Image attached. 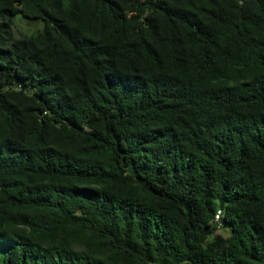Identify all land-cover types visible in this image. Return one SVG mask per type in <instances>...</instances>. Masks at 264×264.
<instances>
[{
	"label": "trees",
	"instance_id": "16d2710c",
	"mask_svg": "<svg viewBox=\"0 0 264 264\" xmlns=\"http://www.w3.org/2000/svg\"><path fill=\"white\" fill-rule=\"evenodd\" d=\"M0 264H264V0H0Z\"/></svg>",
	"mask_w": 264,
	"mask_h": 264
},
{
	"label": "rangeland",
	"instance_id": "374dc122",
	"mask_svg": "<svg viewBox=\"0 0 264 264\" xmlns=\"http://www.w3.org/2000/svg\"><path fill=\"white\" fill-rule=\"evenodd\" d=\"M40 28H42V23L40 22H36V23H32V24H24L21 21H17L16 25H13L11 30H10V35L13 38H18L21 37L25 34H30L33 33L37 30H39ZM220 234H222L223 236L227 237L228 231H223V230H219L218 231Z\"/></svg>",
	"mask_w": 264,
	"mask_h": 264
},
{
	"label": "built area",
	"instance_id": "2783aa9c",
	"mask_svg": "<svg viewBox=\"0 0 264 264\" xmlns=\"http://www.w3.org/2000/svg\"><path fill=\"white\" fill-rule=\"evenodd\" d=\"M219 213H220V212L218 211V214H219ZM218 214L215 216V222H216V223H217L218 220H219V215H218Z\"/></svg>",
	"mask_w": 264,
	"mask_h": 264
}]
</instances>
